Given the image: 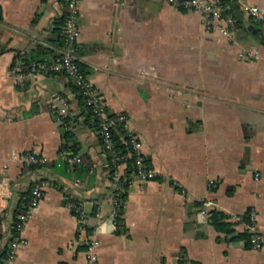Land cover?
<instances>
[{
    "label": "crops",
    "instance_id": "0c3cea01",
    "mask_svg": "<svg viewBox=\"0 0 264 264\" xmlns=\"http://www.w3.org/2000/svg\"><path fill=\"white\" fill-rule=\"evenodd\" d=\"M249 1L264 8V0ZM79 3L77 58L107 111L128 114L157 175L128 184L125 231L100 222L95 210L110 214L114 187L71 76L23 70L25 61L60 52L66 2L0 0V163L9 161L8 178L0 180V264H85V241L93 236L101 264H180L181 248L201 264H264V245L249 247L241 223L218 232L197 206L210 199L229 214L254 208L264 234V45L244 26L221 35L200 12L168 0ZM244 49L259 57H241ZM153 66L156 75L142 73ZM61 98L74 116L75 154L88 173L58 158L63 138L51 105ZM28 151L47 161L29 167L11 158ZM35 183L43 195L10 260L3 252L13 236V209ZM67 194L86 214L80 234Z\"/></svg>",
    "mask_w": 264,
    "mask_h": 264
},
{
    "label": "built area",
    "instance_id": "2783aa9c",
    "mask_svg": "<svg viewBox=\"0 0 264 264\" xmlns=\"http://www.w3.org/2000/svg\"><path fill=\"white\" fill-rule=\"evenodd\" d=\"M174 6L186 10H194L200 12L205 19L207 26L215 23L218 31L224 36H233L238 29L236 18L225 12V5L222 0H168ZM66 14L62 26L63 45L60 53L53 60H33L27 72H63L71 76L73 82L80 88L86 104H88L93 113L99 119V134L101 137L104 156L103 165L107 171L111 170V181L113 184V192L109 196V200L113 205L112 211L108 216L101 215L99 209L95 210V216L100 219V222L106 223L110 221L111 228L117 230L125 227V222L121 221L123 216L124 200L123 193L126 192L122 185L124 178V169L122 166L127 164L129 157H134V170L131 173L129 183L133 180H147L156 177V170L150 162H148L143 154L142 140L139 133L130 126V117L124 111L116 112L114 115H109L106 109L104 100L89 79L87 74H84L79 66L76 55V44L80 36L79 14L80 0H65ZM240 8L247 14L249 18L257 22L264 23V8L258 4L251 3L249 0H237ZM239 55L246 58H258L257 50L244 49ZM17 69L20 67L17 66ZM146 76L156 75L157 70L153 66L142 71ZM51 111L57 115L59 120L61 116L68 113V103L64 98H61L60 104L51 105ZM117 124H122L125 129V138L129 143L130 148L126 152L117 150L113 140V129ZM22 166H39L47 161V157L35 151L22 152L13 154L11 157ZM59 160L67 163H81L82 158L77 154H72L67 150H60L58 153ZM8 160L0 163V180L3 182L8 178ZM258 177V173L255 175ZM213 180H210L212 183ZM43 195L42 185L35 183L32 186L31 193L25 208L16 214L14 228L16 235L9 241V250L7 258L12 260L15 257L17 247L24 243V238L21 231L27 221L31 210L38 204ZM68 198V195H65ZM71 204V203H70ZM214 200L204 199L201 204V212L208 216L211 208L218 207ZM75 216L77 218L78 233L85 230L86 214L84 213L81 204L75 207ZM1 215V214H0ZM233 220L238 221L244 226V230L248 233V246L252 248H260L264 245V234L257 224V214L254 208H250L248 218L244 219L241 214H231ZM85 248V264H101L98 254L97 245L99 239L95 236L86 239Z\"/></svg>",
    "mask_w": 264,
    "mask_h": 264
},
{
    "label": "trees",
    "instance_id": "16d2710c",
    "mask_svg": "<svg viewBox=\"0 0 264 264\" xmlns=\"http://www.w3.org/2000/svg\"><path fill=\"white\" fill-rule=\"evenodd\" d=\"M222 1H223L224 5H225V12L230 14V15H232V16H234L236 18L237 26L243 28V24H242L241 20L237 19L236 15L234 14V12L232 10L230 1L229 0H222ZM65 14H66V11H65V13L62 16V23H61L60 28H59V34H60L59 35V39H60L59 45H60V48L63 45V36H62L61 30H62V26H63V23H64ZM1 19H2V11H1V7H0V21H1ZM249 20L251 22H253L255 26L258 27V29L261 31V33L264 34V23L257 22L255 20H253L252 18H249ZM59 53L60 52H58L54 56V58L56 56H58ZM32 61L33 60L25 61L23 64H29L30 65V63ZM38 61H43V60H38ZM78 63H79V66H80L82 72L84 74H87L88 72L86 70V67L79 60H78ZM28 68H29V66H28ZM28 68L27 69L23 68V70L26 71V70H28ZM71 80H72V78H71ZM71 84H72L73 90L78 95V97H79V99H80V101L82 103V106L84 108V111H83L84 115H85L84 122H86L87 124H91L98 131L99 130V119H98V117L93 113L92 108L88 104H86L84 96H83L80 88L73 82V80L71 81ZM109 115H114V113L109 112ZM73 118H74V116L70 115L69 112L66 115H64V116H61L60 128H61V135H62L63 141L61 143L60 150H67L70 153L75 154L76 153V148H75L76 139L74 138V134L72 132V129L69 128L70 127V123L72 121H74ZM98 135H99V138H100V141H101V137H100L99 131H98ZM113 140H114V144H115V147L117 148V150H119L122 153L126 152L130 148L129 143L126 141L125 129L122 127V124H117L115 126V128L113 129ZM101 144H102V141H101ZM102 149H103V145H102ZM105 158H107V157H105ZM145 158L149 162V159L147 157H145ZM29 167H36V166H29ZM76 167H78V170L81 171L82 173H88L91 170V167L88 164L83 163V160L81 161V163L77 164ZM133 170H134V157H129L127 159V164H126L125 171H124V178L125 179L122 182V185H123V187L125 189H127V187H128V184H129L128 181L130 179V176H131V173L133 172ZM107 173L109 174V177H110L111 176V170L107 171ZM31 189H32V187L29 188L28 190L24 191L23 195H21V197L18 199V201H17V203H16V205H15V207L13 209L14 216L18 212L22 211L25 208V205H26L27 200L29 199V196H30V193H31ZM67 195H68V198L66 199V201H70L72 203V207L71 208H72V211L75 213V207L79 204V202H78L77 199H75L74 197L70 196V194H67ZM122 195L125 198L126 197V192H124ZM201 204H202V201H198L197 202V206H200ZM249 209H247L245 212L241 213V215L243 216L244 219L248 218ZM15 219H16V216L14 217V220H13L12 225H11V228H12V231H13V236L10 238V240L16 235V229L14 228ZM120 219H121V221L124 222L123 216ZM207 221L218 232H222L224 234L225 233L226 234L231 233L234 230L233 229V224L234 223H238V221H235V220L232 219L231 214H229L228 212H225L222 209H219L218 207L211 208L209 210V214L207 216ZM125 230H126V227H123V228H118L115 231L116 232H123ZM241 235L244 236V238L248 242V233H247V231L244 230ZM8 250L9 249H6L3 252V256L4 257H7ZM178 260H179L180 264H201L200 261L189 258L186 255V252H185L184 248H181V251L179 252Z\"/></svg>",
    "mask_w": 264,
    "mask_h": 264
},
{
    "label": "water",
    "instance_id": "95a60500",
    "mask_svg": "<svg viewBox=\"0 0 264 264\" xmlns=\"http://www.w3.org/2000/svg\"><path fill=\"white\" fill-rule=\"evenodd\" d=\"M229 1L231 3V7L234 14L236 15L237 19L241 20L245 30L250 32L253 36H255L260 44L264 45V34L261 33V31L258 29L257 26L254 25L253 22H251L249 19L244 17V13L240 8L237 0H229ZM106 225L110 229L111 227L110 221H107Z\"/></svg>",
    "mask_w": 264,
    "mask_h": 264
}]
</instances>
